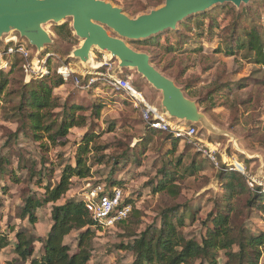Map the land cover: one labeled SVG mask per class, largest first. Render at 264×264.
Wrapping results in <instances>:
<instances>
[{"label": "rangeland", "instance_id": "1", "mask_svg": "<svg viewBox=\"0 0 264 264\" xmlns=\"http://www.w3.org/2000/svg\"><path fill=\"white\" fill-rule=\"evenodd\" d=\"M105 1L135 17L158 7L164 0ZM224 7L231 12L219 9ZM246 8L248 13L237 19ZM205 12L207 15L203 17H195L202 13L188 17L175 30L127 43L137 51L148 53L152 64L182 87L187 97L197 100L199 109L210 122L232 134L236 145L229 136L210 134L200 125H193L196 144L181 139L175 145L171 133H149L133 98L112 90L105 85L104 78L108 74L128 78L149 104H159L160 93L134 69H118L117 61L104 52L94 49L92 63L85 68L78 59L70 57L71 51L81 43L71 29L70 19L64 21L66 28L60 31L58 24L45 26L53 43L40 55L27 46L29 59H43L50 74L60 75L57 68L64 65L74 71L64 84L53 90V103L57 107L50 108L47 120V123L54 121L52 133L57 132L66 117L65 105L81 107L74 109L73 115L76 122H84V126L70 127L65 137L57 135L55 144L45 132L41 133V139H35L31 130L24 133L20 121L12 117L19 106V92L24 85L35 86L42 77L27 78L22 61H13L14 57L8 67L0 69V85L3 84L0 89V158L9 161L7 173L12 170L15 176L7 178L0 174L2 234L14 236L15 232L9 230L11 227L14 230L27 227L41 236L48 232L52 203L36 211L38 219L34 225L26 219H18V208L27 196L42 195L46 185H55L66 165L74 166L77 146L88 134L94 137L90 143L92 149L86 154L91 175L84 179L73 177L70 189L55 204L82 199L98 182V189H121L131 208L124 222L94 231L88 264H132L133 255L126 246L149 226L159 227L164 210H178L177 216L186 210L179 231L186 239L201 242L225 194L222 173L231 170L239 172L249 188L230 203L232 224L250 234L264 229L262 214L247 206L252 192L264 193V67L243 50L233 55L225 53L226 47L234 44L230 41L232 35L243 36V32L235 29L236 21L239 27L256 26L264 33V0H252L240 7L230 3L216 5ZM186 22L189 25L182 26ZM109 33L114 35L110 30ZM94 64L99 67L91 68ZM93 76L96 81L84 86ZM30 169L41 170L43 174L39 176ZM161 169L170 171L171 183L178 188L176 196L159 188L161 182L170 178H164ZM109 182L110 187L106 188ZM77 235V231H71L64 238L72 250L76 248ZM35 247L39 251V244ZM233 249L236 251L237 247ZM10 258L8 248L0 251V264ZM225 260L220 250L218 264H224ZM259 264H264V247H261Z\"/></svg>", "mask_w": 264, "mask_h": 264}, {"label": "trees", "instance_id": "2", "mask_svg": "<svg viewBox=\"0 0 264 264\" xmlns=\"http://www.w3.org/2000/svg\"><path fill=\"white\" fill-rule=\"evenodd\" d=\"M219 9L226 13L231 12L228 7ZM248 10L247 8L244 9L241 14L237 15V19L248 13ZM206 15L207 13L204 12L195 17ZM185 25L188 26V22L182 24V26ZM238 25L239 22L236 21L235 29L243 32V36L236 38L235 35L231 36L230 41L234 44L226 47V55H233L237 50H243L247 55L252 56L256 63L264 67V33L256 26L248 28L245 25L243 27ZM63 28H66L65 23L60 25L57 30L60 31ZM66 80L61 75L50 74L40 78V81L33 87L31 85L22 87L19 92V106L16 114L12 117L20 121L24 133L31 130L35 139H41V133L45 132L50 142L55 144L57 135L65 137L70 127L85 125L84 122H76L73 110L81 107L74 104L64 106L67 114L57 132L52 133L54 121L47 123L51 115L50 108L57 107L53 103V90L64 84ZM262 84L264 87V80ZM2 85L1 83L0 89H2ZM146 128L151 134L163 132L149 126H146ZM93 138L91 134H88L78 144L74 156V166L71 164L66 165L55 185H46L42 195L27 196L18 208V219H26L30 225H34L38 219L36 211L52 203L50 211L51 225L48 232L41 236L34 234L27 227L16 230L11 227L9 230L15 232L11 238L0 232V251L8 248L13 254L11 259L4 261L2 264L89 263L94 231L101 228V224L96 222L87 212L81 199L67 200L62 204L55 203L70 189L73 177L84 179L91 175L86 154L92 149L90 143ZM173 140L176 145L181 138H174ZM63 143L61 142V144ZM8 162L6 158H0V174H4L7 178L15 177L12 170L7 173L9 171L7 169ZM100 162L101 160L98 163ZM30 172L39 176L43 174L41 170L30 169ZM161 172L164 178H170L161 182L159 188L176 196L178 188L171 183L173 177L169 174L170 171L161 169ZM222 174L225 194L220 199L218 209L212 214L210 224L206 226V233L201 242L186 239L179 231V227L184 223L186 210L179 216H177L178 210H164L160 215L161 223L159 227L149 226L138 236H135L133 241L126 246L132 252V264H194L196 261H199L200 264H218V252L220 250L226 256L224 264H259L261 247H264V229L258 234L247 233L232 224L230 214L232 211L231 201L238 194L249 190L245 178L235 170L226 171ZM95 183L97 185L98 182ZM110 183H107L106 188L110 187ZM38 186H42L40 180ZM122 204H128V199L123 198ZM247 206L251 210H257L262 214L264 228V193L252 192L248 198ZM129 213L114 225L124 222ZM71 231L78 232L75 250H72L64 241V238ZM36 243L39 244V251H36ZM233 246L237 247L236 251Z\"/></svg>", "mask_w": 264, "mask_h": 264}, {"label": "water", "instance_id": "3", "mask_svg": "<svg viewBox=\"0 0 264 264\" xmlns=\"http://www.w3.org/2000/svg\"><path fill=\"white\" fill-rule=\"evenodd\" d=\"M250 1L164 0L156 8L130 17L120 7L105 0H0V44L17 36L40 55L53 43L45 26L50 23L61 25L70 19L71 29L81 43L69 56L78 59L84 68L92 63L93 58H89L92 45L101 52L108 51L110 58L117 61L118 69H134L160 93L159 104H151V107L171 124L200 125L210 134L229 136L236 145L232 134L210 122L199 109L197 100L187 97L182 87L152 64L148 53L133 49L127 41L145 40L175 30L188 17L216 5L230 3L240 7Z\"/></svg>", "mask_w": 264, "mask_h": 264}, {"label": "built area", "instance_id": "4", "mask_svg": "<svg viewBox=\"0 0 264 264\" xmlns=\"http://www.w3.org/2000/svg\"><path fill=\"white\" fill-rule=\"evenodd\" d=\"M29 55L30 49H28L27 44L21 38L13 36L4 44H0V69L8 67L13 59L12 57H14L13 61L16 59V61H22L21 66L27 78L33 76L43 77L50 74L43 59L31 61ZM108 67L110 66L108 65ZM57 73L66 80L70 75H73L74 71L71 67L64 65L57 68ZM94 74L101 75L102 73L95 72ZM95 79L93 76L84 86L93 84L96 81ZM74 81L77 84L78 80L76 77H74ZM104 81L106 82L105 85L112 90H119L124 96L133 98V104L138 108L140 116L147 126L171 133L174 138L186 139L188 143L196 144L194 142L197 139L194 126L182 127V125L171 124L151 107V104L144 99L143 95L128 78L108 74ZM234 169L243 171L236 167ZM97 185L89 189L81 200L87 212L102 227L113 226L117 221L124 219L128 215L131 209L130 205L122 204L123 192L118 187L105 191L104 189H98Z\"/></svg>", "mask_w": 264, "mask_h": 264}, {"label": "bare ground", "instance_id": "5", "mask_svg": "<svg viewBox=\"0 0 264 264\" xmlns=\"http://www.w3.org/2000/svg\"><path fill=\"white\" fill-rule=\"evenodd\" d=\"M97 48V46L96 45H92V47L90 48V50H89V58H92V55H93V49H96ZM105 54H109L110 55V53L108 52V51H106V50H104L103 51ZM96 67H98V64H94V65H92V68H96ZM80 69V68H79ZM92 71V70H91ZM90 74V73H89ZM181 126V125H180ZM182 127H183V125H182ZM257 180V179H256Z\"/></svg>", "mask_w": 264, "mask_h": 264}, {"label": "crops", "instance_id": "6", "mask_svg": "<svg viewBox=\"0 0 264 264\" xmlns=\"http://www.w3.org/2000/svg\"><path fill=\"white\" fill-rule=\"evenodd\" d=\"M12 257H13V254H11V258H12ZM11 258H10V259H11Z\"/></svg>", "mask_w": 264, "mask_h": 264}]
</instances>
